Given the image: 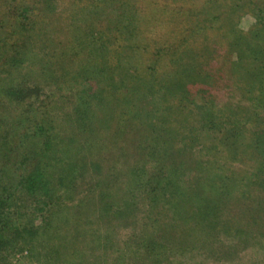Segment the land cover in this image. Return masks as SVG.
<instances>
[{
    "label": "trees",
    "instance_id": "1",
    "mask_svg": "<svg viewBox=\"0 0 264 264\" xmlns=\"http://www.w3.org/2000/svg\"><path fill=\"white\" fill-rule=\"evenodd\" d=\"M12 1H17L22 13L15 18L17 26L8 43H0V95L7 102L3 106L0 101V107L6 108L0 121V264H11L17 254H22L24 264V260L83 264L85 246L91 248V264H108L110 258V264H174L170 258L176 254V264H181L205 243L213 245L222 239L233 242L235 249L264 252V0H248L235 7L242 16L257 14L258 43L250 40L254 31L241 40L247 45L239 56L246 77L227 82L233 93L223 104L214 94V78L203 73L199 63L173 57L174 48L161 40L169 21L179 34L195 21L184 13L194 17L197 12L183 8L190 0L163 6L164 11L176 4L184 9L169 21L160 13L162 8L139 19L133 0L89 2V17L82 8L77 10L79 30L74 35L84 28L91 32L79 50L97 53L96 45L103 47V73L95 77V88L82 102L85 112L79 119H90L98 103L102 104L103 152L109 150L112 157V162L103 160V169L92 166L95 170L90 175L87 163L69 161L72 152L62 149L64 138L47 125L52 121L51 102L42 103L49 94H44L47 86L38 75L43 74L44 82L59 83L54 77L61 58L54 56L60 34L54 32L60 22L58 0L7 4ZM208 5L219 6L216 0L196 5L198 24L206 19L208 9L214 13ZM14 12L9 14L14 17ZM101 13L105 26L97 32L103 39L98 40L94 26L102 20ZM39 31L44 33L41 48L36 45ZM139 36L148 40L137 42ZM116 42L121 50H109ZM128 48L131 55L124 56L122 51ZM74 59L79 56L65 61ZM246 78L251 85H245ZM189 84L208 86V90L200 89L197 97ZM255 84L260 88L258 95H254ZM238 96L233 104L231 100ZM104 133H112L117 140H106ZM41 139L42 147L30 153ZM195 142L201 149L196 155L192 152ZM130 146L135 148L132 154L126 151ZM15 153L19 158L3 165L4 156ZM84 175L91 176L93 186L83 189L85 196L75 201L73 194L78 193ZM59 188L67 191L65 200L56 197ZM141 211L145 215L142 235L128 232V239L117 240L114 246L112 232L136 223ZM28 213L38 222L36 226L33 220L28 222ZM100 226L103 236L97 232Z\"/></svg>",
    "mask_w": 264,
    "mask_h": 264
},
{
    "label": "rangeland",
    "instance_id": "2",
    "mask_svg": "<svg viewBox=\"0 0 264 264\" xmlns=\"http://www.w3.org/2000/svg\"><path fill=\"white\" fill-rule=\"evenodd\" d=\"M9 1L11 0H0V43L3 44L8 43L7 40L11 38L10 32L15 28V26H17L16 24L17 21L15 20V18L18 14L22 13L21 8L19 7L17 1L15 2L12 1L9 4H7V2ZM100 1L101 0H62L61 2H59V0L57 1L61 7L58 12L59 15L58 19L60 18V22H57L55 24L57 27H55L54 32L59 31L60 33L58 37L55 39V47H56L55 49L58 51L59 54L56 52V50H54V56L55 54H57V58L59 57L61 58L60 60L57 59V64L59 61V67L57 69V72L56 73L54 72L55 74L54 77L58 79L59 83L57 84V86H55L51 82L49 83L44 82L42 80L44 79L43 74L38 75V77H40L43 87L47 86L44 89H47L49 91L48 92L44 90V94L45 95L49 94V96H47V98L44 97L43 100L46 99V101L42 103L43 105H45L48 101L51 102L50 103L51 107L49 108L48 114L51 111L49 118H51L52 121L50 122L48 120L47 125L49 126L50 129H54L55 132L60 133L61 134L60 136L64 138L63 143H61L62 149H68L72 152L70 156L73 160L70 159L69 161H73L79 165H83V163L84 164L87 163L86 166L89 175L93 173L95 170L94 168H92V166L97 165L99 169H103L105 167L103 164V160L112 162L110 151L106 149L103 152L102 104L99 106L98 103V106L95 109L94 113L91 115L90 119L84 121L79 119V117H81V115L84 114L85 112V108L82 102H84V100H86L90 96L91 88L93 86L95 88V80H96L95 77L103 73V47L99 46L100 44H97L96 45V47H98L97 53H82L80 51L81 47L79 48V45L81 44L82 40H89V37L87 36L86 38L85 36L91 32L86 28H84L80 30L83 32H79L78 36H76L74 35L75 33L74 30L78 29L77 28L78 22H76V19L78 18L77 10L82 8V10L84 11L83 14L87 13L89 17L91 12L89 8L91 6H88V3L92 2L94 3L93 5H98L100 4ZM216 1L219 5L218 8H215V6L208 5V7L214 10V13H212L211 10L208 9L209 11L206 14L207 15L206 19H203V21L200 24H198V21L201 20V18L197 7L198 5L201 4L202 0H190L189 3L186 4L183 8L186 9L192 8V10H195L197 12H195V15H193L194 17L190 16V14L185 11L184 13L186 15L185 17L193 21L195 20L192 23H196V24L194 26L190 21V25H188V27L185 26L181 34H179L178 30L174 32L175 27L173 26L175 25V23L169 20L174 19L175 17L178 16V14H181L183 12L184 9L182 8V6L178 4L173 5L170 9H168V11H164V9L162 8L163 6L166 7L167 5L172 4L174 0H133V3H134V13L137 16L139 15L138 16L139 19L146 18L148 15H150V11L154 12L157 10V8L163 9L160 13L164 12L166 16V18L164 19L166 21H169V24H167L166 27V37L163 36L161 40H166L168 45L174 48L172 50L173 57L177 56L176 59L179 60L183 59L188 63H196V64L199 63L202 66V72L214 78L215 80L214 94L217 98V102L219 104H223L231 99V94L233 93L232 90L227 87V82L235 80L236 77H242V78L246 77L244 76L245 63L240 62L239 56L240 53L247 47V45L245 42L243 44L241 40H246L247 33L251 37V33L254 31L253 38L250 40H252V43L254 45L258 43V40H255V36L257 35L255 34V31L257 29H254V26H257V17L254 16H256L257 14L255 12H254L255 15H253L252 13L245 14L243 16L241 15V13L236 14L235 7L239 5H243L244 1H248V0H216ZM12 9H14L15 11L14 17L11 14H9V12H11ZM245 12L247 11L245 10ZM102 14L103 13H101L99 17H101ZM214 16L218 18V20L215 19ZM197 18H199V20ZM146 20L148 19H145L143 22H141L144 29L147 25V23H144ZM154 23L155 22H153L152 25ZM70 25L73 28H71ZM161 25L162 23L160 24V26ZM103 26L105 25L103 24V16H102V20L96 26H94L95 28L94 33L96 34V36L99 30H103ZM110 31H114V29H110ZM77 33L78 32L76 31V34ZM38 36L39 39L37 40L36 45L39 48H41L40 42L44 39L43 31L42 32L39 31ZM66 37L67 40H65ZM97 38L98 40L101 39L99 38V36H97ZM138 40H148V37L139 36L137 37V42ZM169 40H172V42H170ZM193 40H195L196 42H193ZM49 43L50 40L46 41L47 45ZM63 45L65 46L64 49H62ZM118 45H119L118 42L114 43L109 50H121V48H119ZM191 49L194 50L188 51ZM124 51L126 52L124 53V56L127 53L131 55L130 54L131 50L129 48L127 49V51L123 49L122 52ZM75 54L79 56V59H74L72 61H69V63L65 61L66 58L68 57L72 58V56ZM198 57H201V59H199ZM261 61L264 63V58L261 59ZM248 63H250L249 60ZM35 72H37L36 69ZM26 76H28L27 73ZM244 81L246 85L249 84L248 82L250 81V79L246 78V80ZM187 87H189V90L192 91L191 93L197 97L199 95L198 92L200 89L208 90V86H204V85L197 86L194 84H189ZM255 87L256 88L254 89L255 90L254 95H258L260 88L256 84ZM239 99L240 96H238L236 99H232L231 101L233 102V104H236L239 101ZM0 101L3 102V106L4 103L7 104L5 96L3 95H0ZM5 111H6L5 107L3 108L0 107V121L1 118H4ZM84 123L87 124L86 127L84 126L85 125ZM8 129L9 127H6V130ZM104 135L106 137V140H114V141L117 140L115 139L117 136H114L112 133H104ZM107 142L110 143L111 141H107ZM42 145H43V140L41 139L39 143L33 145L30 148L31 150L30 153L39 150L42 147ZM130 147L131 148H126V151H128L129 154H132L135 148H133V146ZM199 148H200V143L195 142L192 144V149H193L192 152L195 155L200 153L201 149ZM15 154H16L15 156L11 154L10 155L6 154V156L4 157H6L7 162H3V165H6V167L7 165L9 166L8 159L10 158L18 159L19 155H17V153ZM191 155L192 154L189 153L187 156H191ZM240 167L243 168L242 165ZM89 175H84V178L81 181V183H78L79 184L78 193L73 194V198L75 201L85 196V192L83 191V189L87 190V188L93 186V181L91 179V176ZM59 176L60 175H57L55 183L58 182ZM80 185L83 187H81ZM65 192H67L65 189L59 188L56 197L60 198V200L61 199L65 200L68 197V195L67 197L65 196L64 194ZM22 200L23 199L21 198L20 202L24 204ZM59 210H60V206H59ZM28 212H30V209H28ZM143 216L145 215H142V211H141L139 216L137 217L138 219L136 223L130 225V227L128 228L118 227L117 229H115V232H112L114 233L113 245L114 246L117 245V240H123V241L127 240L128 237L132 234H139L140 237V235H142V229H143L141 227V219L143 218ZM25 217L26 218L31 217V214L28 213ZM32 220L35 222L34 224L36 226L38 222L35 221L34 216L31 217L28 220V222L30 223L32 222ZM103 228H104L103 226H100L99 230L97 231L100 232L102 236H103ZM128 232H129V236L126 237L125 234ZM195 244L198 245L199 243H195ZM209 244L210 243L207 242L203 245L201 249L199 250L196 249L192 253H189L187 255L188 257L182 259L180 263L181 264H264V257H263L264 252H262L261 250L244 249L242 247L235 249L234 243L226 239L224 240L222 239L221 241L214 242L213 245L212 244L209 245ZM83 249L85 252L83 264H91L92 262V259L90 257L91 248L89 247L86 248L85 246ZM23 255L26 257L27 253L24 252ZM22 258H23L22 254H17L15 258L12 259L10 258L11 259L10 262L11 264H24ZM170 259L174 264H176L177 261H179V257L177 254ZM24 261L25 264H30L28 260H24ZM110 261L111 258L107 263L110 264Z\"/></svg>",
    "mask_w": 264,
    "mask_h": 264
}]
</instances>
